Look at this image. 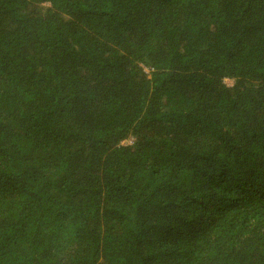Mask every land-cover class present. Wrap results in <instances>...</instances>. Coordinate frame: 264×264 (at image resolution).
Masks as SVG:
<instances>
[{
  "label": "trees",
  "instance_id": "16d2710c",
  "mask_svg": "<svg viewBox=\"0 0 264 264\" xmlns=\"http://www.w3.org/2000/svg\"><path fill=\"white\" fill-rule=\"evenodd\" d=\"M0 264H264V0H0Z\"/></svg>",
  "mask_w": 264,
  "mask_h": 264
},
{
  "label": "rangeland",
  "instance_id": "374dc122",
  "mask_svg": "<svg viewBox=\"0 0 264 264\" xmlns=\"http://www.w3.org/2000/svg\"><path fill=\"white\" fill-rule=\"evenodd\" d=\"M225 83H226V85H227L228 87H231V86L233 85V81H232V80H226ZM126 143H127V142H124L123 144H126ZM127 144H130V143L128 142Z\"/></svg>",
  "mask_w": 264,
  "mask_h": 264
}]
</instances>
